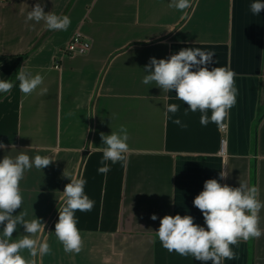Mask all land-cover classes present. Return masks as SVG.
Here are the masks:
<instances>
[{
  "label": "crops",
  "instance_id": "0c3cea01",
  "mask_svg": "<svg viewBox=\"0 0 264 264\" xmlns=\"http://www.w3.org/2000/svg\"><path fill=\"white\" fill-rule=\"evenodd\" d=\"M35 3H0V80L15 85L0 94V141L7 146L0 160L21 151L53 159L25 173L23 204L14 213L40 218L45 229L38 238L52 251L21 254L30 264H201L169 253L153 231L164 215H191L205 226L193 200L207 179L257 186L264 202V11L253 15L252 0H191L183 12L170 8L171 0H44L45 12L71 19L67 31H49L43 21L25 23ZM76 32L91 49L60 57ZM186 47L215 52L209 67L236 73L238 95L224 130L201 125L199 111H189L174 90L165 94L154 83H142L151 57L167 58ZM22 66L44 78L46 95L39 89L29 96L20 92L15 76ZM171 103L179 111L165 116L164 105ZM177 118L187 127L174 124ZM121 125L130 136L128 162L109 161L111 170L100 173V133ZM222 170L225 180L219 178ZM64 171L84 179L94 201L91 211L75 213L83 239L79 254L66 253L55 235L62 192L71 182ZM22 235L20 226L12 240ZM233 250L238 258L225 264H264V235Z\"/></svg>",
  "mask_w": 264,
  "mask_h": 264
},
{
  "label": "clouds",
  "instance_id": "9594fccd",
  "mask_svg": "<svg viewBox=\"0 0 264 264\" xmlns=\"http://www.w3.org/2000/svg\"><path fill=\"white\" fill-rule=\"evenodd\" d=\"M45 6L44 0H36L27 13L25 23L43 21L49 31H67L71 24L70 17L45 12ZM168 6L183 12L191 7V0H171ZM249 10L258 16L264 11V0H252ZM214 57L215 52L204 51L199 47L182 48L167 58L151 57L143 68L146 75L142 83H154L165 94L174 90L175 98L187 104L189 111H199L201 125L207 126L211 122L218 127H225V121L238 95L236 73L227 67L210 68L209 65L216 63ZM15 79L24 96L33 94L37 89L40 95L48 93L46 87H41L44 78L40 74L33 75L24 66L18 70ZM14 86L12 80H0V94L10 92ZM164 110L165 116L169 113L175 115L179 105L165 104ZM173 123L187 127L179 118L174 119ZM100 137L104 145L100 149L103 153V166L98 171L107 174L111 170L109 161L111 164L128 162L130 136L127 127L121 125L118 131L100 133ZM6 147L0 141V149ZM52 162L51 157H30L22 151L15 157L4 155L0 160V264H30L21 254L23 250H27L31 257L51 253L50 245L38 238V234L45 229L42 220L37 217L26 219V211H20L18 215L14 213L23 204L20 182L25 173L33 167L42 170ZM63 176L71 182L65 185L62 192L63 204L58 208L55 235L66 253L79 254L83 248V239L75 213L91 211L94 201L85 193L84 179H72L65 171ZM227 177V172L222 170L219 173L220 180ZM259 196V188L244 181H239V186L233 187L227 183L221 184L217 179H207L203 190L193 200L194 207L203 215L205 226L195 223L191 215H164L160 218L158 230L153 232L169 253L191 256L201 264H225L226 260L238 258L233 246L264 235V229L260 227V212L264 209V202ZM150 219L155 221L158 217L152 214ZM20 226L23 227V235L12 240Z\"/></svg>",
  "mask_w": 264,
  "mask_h": 264
},
{
  "label": "built area",
  "instance_id": "2783aa9c",
  "mask_svg": "<svg viewBox=\"0 0 264 264\" xmlns=\"http://www.w3.org/2000/svg\"><path fill=\"white\" fill-rule=\"evenodd\" d=\"M6 0H0V3ZM91 49L90 41L81 33L76 32L72 39L68 41L65 47L60 49V57H64L67 54L75 55V54H86ZM225 127H222L224 130ZM225 150V139L222 141V151Z\"/></svg>",
  "mask_w": 264,
  "mask_h": 264
}]
</instances>
